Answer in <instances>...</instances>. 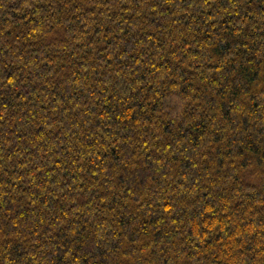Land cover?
<instances>
[{
  "label": "trees",
  "instance_id": "obj_1",
  "mask_svg": "<svg viewBox=\"0 0 264 264\" xmlns=\"http://www.w3.org/2000/svg\"><path fill=\"white\" fill-rule=\"evenodd\" d=\"M0 264H264V0H0Z\"/></svg>",
  "mask_w": 264,
  "mask_h": 264
}]
</instances>
